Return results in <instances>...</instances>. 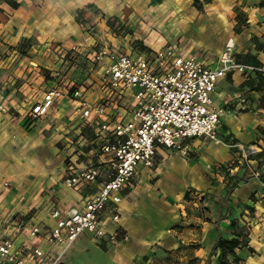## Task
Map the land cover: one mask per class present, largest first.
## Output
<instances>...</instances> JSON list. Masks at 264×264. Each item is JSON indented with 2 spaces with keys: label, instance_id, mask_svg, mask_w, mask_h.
<instances>
[{
  "label": "crops",
  "instance_id": "obj_1",
  "mask_svg": "<svg viewBox=\"0 0 264 264\" xmlns=\"http://www.w3.org/2000/svg\"><path fill=\"white\" fill-rule=\"evenodd\" d=\"M161 1L0 0V106L6 110L0 113V167L10 172V190L0 191V238L46 249L12 224L1 233L2 224L27 217L49 229L54 209L64 217L96 192L62 185L69 163H80L95 138L81 116L103 98V65L92 62L94 49L171 48L213 69L231 40L234 61L253 70L230 71L216 82L211 98L224 110L222 143L189 139L184 158L156 148L155 168L139 166V177L120 193L117 225L110 219L113 206L103 214L106 229L119 228L125 238L110 246L115 254L106 264H264V0H212L201 13L185 0ZM72 46L82 52L74 63L67 58ZM52 91L63 96L48 115L26 122L29 109ZM29 124L37 127L25 132ZM237 146L251 155L241 159ZM83 239L96 243L89 235L76 243ZM231 239L240 243L233 253L217 248L219 240ZM70 251L65 264H73Z\"/></svg>",
  "mask_w": 264,
  "mask_h": 264
},
{
  "label": "built area",
  "instance_id": "obj_2",
  "mask_svg": "<svg viewBox=\"0 0 264 264\" xmlns=\"http://www.w3.org/2000/svg\"><path fill=\"white\" fill-rule=\"evenodd\" d=\"M121 29L120 25L114 26L113 35ZM233 51L234 44L229 40L218 66L210 69L196 57L179 55L171 48L131 54L94 49L92 62L103 65V98L98 104L86 105L81 116L84 123L94 126L95 138L80 163H69L62 185L72 191L94 186L96 192L69 209L64 217L54 209L50 215L54 224L49 229L31 224L27 217H13L6 224H12L17 232L26 230L32 241L38 240L48 248L15 247L10 238L1 237L0 264H65L66 255L83 235L120 246L125 238L119 228L106 229L103 214L113 206L110 219L117 225L120 193L139 177V166L153 168L156 148L171 150L184 158L189 139L222 143L218 130L224 110L215 107L211 98L216 82L230 71L253 70L236 63ZM81 53L72 46L67 58L74 63ZM54 77L60 78L61 73L56 72ZM85 88L76 89L72 97H81ZM62 96L58 91L47 93L41 103L29 109L26 122L46 117ZM5 112L0 106V113ZM68 143L74 146L73 140ZM237 149L243 160L251 155L250 148Z\"/></svg>",
  "mask_w": 264,
  "mask_h": 264
},
{
  "label": "rangeland",
  "instance_id": "obj_3",
  "mask_svg": "<svg viewBox=\"0 0 264 264\" xmlns=\"http://www.w3.org/2000/svg\"><path fill=\"white\" fill-rule=\"evenodd\" d=\"M153 1H154V4L159 5V3H158L159 0H153ZM183 1L184 0H178V3L181 4V3H183ZM207 1H209L210 3L212 2V0H200V2L202 4H205ZM165 2H166V5L169 4V2L167 0H165V1L162 0L160 4L164 5ZM186 2H188L189 5L192 4V0H185V3ZM36 127H37L36 124L35 125L29 124V125H26L23 129L25 132H31V131H34ZM10 153L13 154L12 152H10ZM15 157L17 158V157H19V155H17V156L15 155ZM8 158H10L8 155L2 156L3 160H6ZM155 165L156 164L154 161V165H153L152 170L155 168ZM20 167H21V165L13 167L14 174L17 173V171L19 170ZM5 168H6L5 164L0 167V187H1L0 191H4L3 189H5V188L10 190V182H9L10 172L4 171L3 169H5ZM206 168H209V167H206ZM18 176L19 175H17V177ZM13 177L14 176H12L11 178H13ZM5 183H7L8 186L2 187V185H4ZM7 194H9V193H7ZM3 226H4V228L1 230V233H4L3 231L5 230V227H7V224H5V225L2 224V227ZM112 254H115L113 247H110V246L108 247L106 245H99L98 242L93 243L91 241L83 239V240H80L78 243H76L75 246L73 247V249L70 251L69 259L72 261L73 264H106L107 262L111 261L112 258H114Z\"/></svg>",
  "mask_w": 264,
  "mask_h": 264
},
{
  "label": "trees",
  "instance_id": "obj_4",
  "mask_svg": "<svg viewBox=\"0 0 264 264\" xmlns=\"http://www.w3.org/2000/svg\"><path fill=\"white\" fill-rule=\"evenodd\" d=\"M208 3L209 1H207L205 4H208ZM192 5L199 13L202 12V3L200 2V0H192ZM98 243L99 245H109L105 242H98ZM217 248H220L221 250H225L231 254L233 253L235 249L240 248V243L237 239H231L229 241L219 240L217 242Z\"/></svg>",
  "mask_w": 264,
  "mask_h": 264
}]
</instances>
